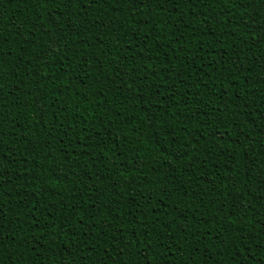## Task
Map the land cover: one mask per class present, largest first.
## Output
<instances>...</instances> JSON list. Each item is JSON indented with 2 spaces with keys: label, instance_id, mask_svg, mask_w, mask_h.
Returning a JSON list of instances; mask_svg holds the SVG:
<instances>
[{
  "label": "trees",
  "instance_id": "1",
  "mask_svg": "<svg viewBox=\"0 0 264 264\" xmlns=\"http://www.w3.org/2000/svg\"><path fill=\"white\" fill-rule=\"evenodd\" d=\"M0 264H264V0H0Z\"/></svg>",
  "mask_w": 264,
  "mask_h": 264
},
{
  "label": "snow or ice",
  "instance_id": "2",
  "mask_svg": "<svg viewBox=\"0 0 264 264\" xmlns=\"http://www.w3.org/2000/svg\"><path fill=\"white\" fill-rule=\"evenodd\" d=\"M178 158H179V157H178ZM177 211H178V209H177ZM161 227H162V229H163L164 226H161ZM161 239H163V238H161ZM169 251H171L170 248H169ZM119 254H120V255H124L123 251H121ZM145 259H147V258L145 257Z\"/></svg>",
  "mask_w": 264,
  "mask_h": 264
}]
</instances>
